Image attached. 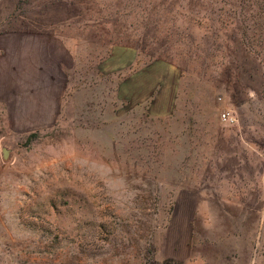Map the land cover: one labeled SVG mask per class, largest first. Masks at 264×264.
I'll return each mask as SVG.
<instances>
[{
	"label": "rangeland",
	"instance_id": "rangeland-1",
	"mask_svg": "<svg viewBox=\"0 0 264 264\" xmlns=\"http://www.w3.org/2000/svg\"><path fill=\"white\" fill-rule=\"evenodd\" d=\"M261 5L0 0V264H264Z\"/></svg>",
	"mask_w": 264,
	"mask_h": 264
},
{
	"label": "trees",
	"instance_id": "trees-1",
	"mask_svg": "<svg viewBox=\"0 0 264 264\" xmlns=\"http://www.w3.org/2000/svg\"><path fill=\"white\" fill-rule=\"evenodd\" d=\"M236 2L239 1L240 3L242 2H247V3H256V2H260L261 7L257 10V11H254V10H251L250 9V6H249V10L246 11L245 13L246 14H249V16H253L255 17V24L254 26H250V28H248V32L252 35H248L246 36L247 34L246 33H242V35H244L243 37H245L243 40V43L244 41H251L252 39H255V28H258L259 30H262V27L264 25V0H235ZM240 13V12H239ZM260 37V35L258 36V38ZM264 48V46L262 47Z\"/></svg>",
	"mask_w": 264,
	"mask_h": 264
},
{
	"label": "built area",
	"instance_id": "built-area-1",
	"mask_svg": "<svg viewBox=\"0 0 264 264\" xmlns=\"http://www.w3.org/2000/svg\"><path fill=\"white\" fill-rule=\"evenodd\" d=\"M220 120L227 125H234L236 123L235 116L228 110H225L221 113Z\"/></svg>",
	"mask_w": 264,
	"mask_h": 264
}]
</instances>
